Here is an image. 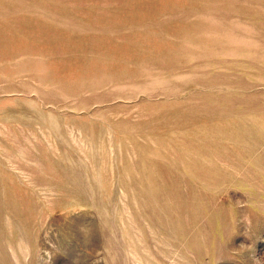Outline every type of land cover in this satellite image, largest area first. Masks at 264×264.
<instances>
[{
  "label": "rangeland",
  "instance_id": "rangeland-1",
  "mask_svg": "<svg viewBox=\"0 0 264 264\" xmlns=\"http://www.w3.org/2000/svg\"><path fill=\"white\" fill-rule=\"evenodd\" d=\"M0 264H264V0H0Z\"/></svg>",
  "mask_w": 264,
  "mask_h": 264
}]
</instances>
